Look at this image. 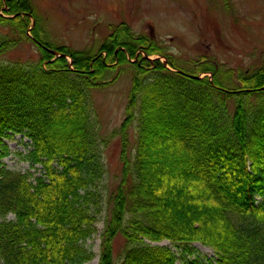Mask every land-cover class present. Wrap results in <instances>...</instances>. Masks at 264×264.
<instances>
[{
	"label": "trees",
	"instance_id": "trees-1",
	"mask_svg": "<svg viewBox=\"0 0 264 264\" xmlns=\"http://www.w3.org/2000/svg\"><path fill=\"white\" fill-rule=\"evenodd\" d=\"M21 40L36 62L4 58ZM127 66L122 173L104 209L91 90ZM254 91L264 92V62L245 72L199 57L188 71L125 23L96 50L71 48L49 40L32 0H0V264H84L100 221L98 264H202L163 240L189 254L208 246L209 263L264 264V93ZM14 134L30 140L23 159L39 175L6 166Z\"/></svg>",
	"mask_w": 264,
	"mask_h": 264
},
{
	"label": "rangeland",
	"instance_id": "rangeland-1",
	"mask_svg": "<svg viewBox=\"0 0 264 264\" xmlns=\"http://www.w3.org/2000/svg\"><path fill=\"white\" fill-rule=\"evenodd\" d=\"M42 17L50 41L71 48L96 50L97 46L113 31V27L125 23L137 35H147L165 48L167 54L185 70H192V62L199 57L213 61L224 69L252 72L264 62V0H32ZM32 27V26H31ZM4 32L5 29L1 28ZM138 53L142 54L141 51ZM38 51L28 40H21L5 54L10 61L36 62ZM157 56H149L154 59ZM161 61L163 57H159ZM131 61H134L132 59ZM70 62V60H69ZM167 67V66H166ZM168 69L171 67L168 66ZM114 72L108 74L111 78ZM211 76L200 73L199 77ZM133 78L127 66L117 72L109 83L91 90L93 118L102 149L105 172L100 185L104 209L109 206V194L121 178L120 124ZM232 85L235 78L232 77ZM237 83V82H236ZM221 93V92H219ZM251 93H264L254 91ZM228 105L232 109L231 99ZM128 152L134 145L133 129L128 130ZM10 154L3 159L6 166L15 171L41 173L32 169L23 155L29 149L30 140L22 134L5 138ZM21 152V154H19ZM39 167V166H37ZM40 168V167H39ZM110 199V198H109ZM103 209L101 219L105 213ZM7 218H12L8 215ZM84 242L95 256L84 264H98L100 233ZM170 248L177 255L197 263L207 262L214 256L213 250L194 242L187 253L167 240L155 243ZM125 247V239L117 235L113 242V257L118 263ZM175 264H183L177 260Z\"/></svg>",
	"mask_w": 264,
	"mask_h": 264
},
{
	"label": "water",
	"instance_id": "water-1",
	"mask_svg": "<svg viewBox=\"0 0 264 264\" xmlns=\"http://www.w3.org/2000/svg\"><path fill=\"white\" fill-rule=\"evenodd\" d=\"M163 63L166 65V59L164 58ZM195 78H200V77H195Z\"/></svg>",
	"mask_w": 264,
	"mask_h": 264
}]
</instances>
